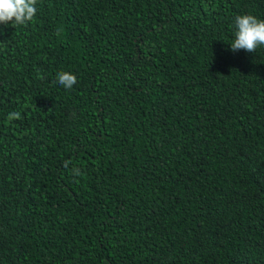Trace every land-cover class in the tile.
<instances>
[{
  "label": "trees",
  "instance_id": "1",
  "mask_svg": "<svg viewBox=\"0 0 264 264\" xmlns=\"http://www.w3.org/2000/svg\"><path fill=\"white\" fill-rule=\"evenodd\" d=\"M36 8L0 25V264H264V47L230 49L264 0Z\"/></svg>",
  "mask_w": 264,
  "mask_h": 264
},
{
  "label": "clouds",
  "instance_id": "2",
  "mask_svg": "<svg viewBox=\"0 0 264 264\" xmlns=\"http://www.w3.org/2000/svg\"><path fill=\"white\" fill-rule=\"evenodd\" d=\"M36 4L37 0H0V25H27L36 15ZM234 25L236 30L230 43L233 52L242 49L251 53L264 47V19L251 14L238 15L234 18ZM56 83L70 90L76 83V76L67 71L59 72ZM7 118L9 121L20 119L21 113L10 112Z\"/></svg>",
  "mask_w": 264,
  "mask_h": 264
}]
</instances>
